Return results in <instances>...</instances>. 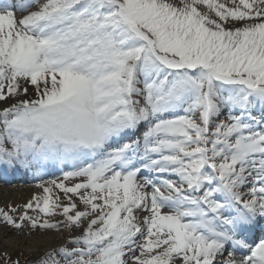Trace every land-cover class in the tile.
Instances as JSON below:
<instances>
[{"label":"snow or ice","instance_id":"1","mask_svg":"<svg viewBox=\"0 0 264 264\" xmlns=\"http://www.w3.org/2000/svg\"><path fill=\"white\" fill-rule=\"evenodd\" d=\"M0 166L23 264H264V0L0 8Z\"/></svg>","mask_w":264,"mask_h":264},{"label":"bare ground","instance_id":"2","mask_svg":"<svg viewBox=\"0 0 264 264\" xmlns=\"http://www.w3.org/2000/svg\"><path fill=\"white\" fill-rule=\"evenodd\" d=\"M3 166H0V169ZM29 175H22L13 183H6L0 180V205L19 206L26 203L34 194L36 184L32 182ZM58 236L51 233L33 236L31 239H26L25 235H14L11 231H6L0 228V241L3 242L7 250L13 252L20 250L24 256L33 258L37 255V247L48 244H56Z\"/></svg>","mask_w":264,"mask_h":264},{"label":"rangeland","instance_id":"3","mask_svg":"<svg viewBox=\"0 0 264 264\" xmlns=\"http://www.w3.org/2000/svg\"><path fill=\"white\" fill-rule=\"evenodd\" d=\"M14 3V2H12ZM6 5H0V8L4 7ZM17 18H19L20 16V13H17ZM65 170H70L69 168H65ZM61 175V172L59 170V168H56L54 169L53 171L50 172V174H46L44 175L43 179H53V178H56L57 176H60ZM20 176H22L21 174H15V175H9V174H6V175H1L0 176V180L2 181H6V183H13L16 181V179H18ZM33 183L37 184L40 182V177L38 176H34V177H31V179ZM35 187V186H34ZM39 192V189L35 188L34 190V194H37ZM13 206V205H12ZM3 207H6V205H0V208H3ZM0 228L3 229V230H6V231H11L14 235H25L26 239H31L33 236H40V235H44V234H48V233H51L53 235H56L58 236L57 239H56V242L58 243L61 239V236L59 234L56 233L55 230H51L47 233H40V232H37L36 234H33V235H29L28 234V229L25 228L23 231H18L16 229H13L9 226H6L4 225L2 222H0ZM8 256L10 257L12 260H15L17 258H19L21 260V264H23V259L24 257V254L22 251L20 250H15L13 252L7 250L5 244L3 242L0 241V264H2V261H3V258L5 256ZM36 257V256H35ZM35 257L31 258V259H35Z\"/></svg>","mask_w":264,"mask_h":264}]
</instances>
